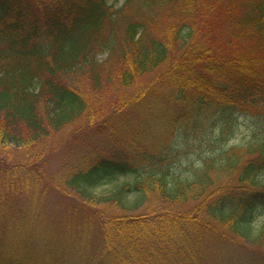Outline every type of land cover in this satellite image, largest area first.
Instances as JSON below:
<instances>
[{
    "label": "trees",
    "instance_id": "trees-1",
    "mask_svg": "<svg viewBox=\"0 0 264 264\" xmlns=\"http://www.w3.org/2000/svg\"><path fill=\"white\" fill-rule=\"evenodd\" d=\"M103 50L110 57L104 65L96 60ZM82 75L102 91L128 90L143 77L157 76V87L108 105L103 120L91 126L105 133L106 148L65 183L77 191V201L94 207L85 211V222L93 224L88 231L101 228L105 252L120 264H200L213 231L228 233L224 241L247 264H264V227L253 228L264 213V145L212 148L185 177L172 171L181 146L194 147L225 117L255 116L264 127V0H125L119 9L107 0H0L4 154H28L89 111L85 92L72 82ZM156 109L171 111L155 125L170 139L148 141L150 134L136 130L113 144L110 132L122 134ZM42 156L26 157L28 165L18 171L0 170V264H79L85 251L91 253L92 239L76 236L77 221L63 218L65 226L52 221L48 227L60 232L63 226L78 248H66L47 230L42 235H52L55 255L30 245L10 247L21 228L35 225L39 231L38 208L25 212L33 220L18 212L6 220L10 212L4 210L11 207L10 195L28 190L30 200L38 198L39 191L20 180L29 173L41 180ZM108 184L110 192L100 194ZM191 201L193 208L183 210ZM109 206L122 218L104 215Z\"/></svg>",
    "mask_w": 264,
    "mask_h": 264
},
{
    "label": "rangeland",
    "instance_id": "rangeland-1",
    "mask_svg": "<svg viewBox=\"0 0 264 264\" xmlns=\"http://www.w3.org/2000/svg\"><path fill=\"white\" fill-rule=\"evenodd\" d=\"M107 1L109 4H115L116 9L122 7L125 2V0ZM109 59L110 57H108V51L103 50L99 52L96 60L98 63H102V65H104L107 61H109ZM106 73L107 72L103 71V74ZM156 77L157 76L153 75L143 77L137 81L133 88L128 90L107 88L105 91L91 85L89 76L87 77L86 75H82L80 77H76V79H72V82L78 86L81 91L85 92L84 94L90 104L89 111L80 120L74 122L72 125L66 127L58 133H52L47 140L36 145L32 150H30V152H28V154L24 153L22 150L14 149V153L10 150V154L6 155L4 154V150L2 151L0 148V170L6 168L10 169V167H12L11 169L13 171H18L20 165L22 167H24V164L28 165L25 163L26 157L33 155V157L36 158V155L39 156V154L43 151L40 166L43 173L41 180L35 179V177L30 173L25 178L20 180V184H22V186H30L31 192L33 190L35 193L39 191L38 198L36 197L33 201L30 200L28 190L22 192L21 196L10 195L12 196L10 204L11 207H6L4 210L5 215H7V211L10 212V214L5 217L6 220L14 217L15 212H18L19 216L22 215V218L24 219L33 220L36 218L35 215H32V213L29 215L25 212L28 211V208L29 210L38 208L40 211L38 219L41 221H38L37 224V229L39 231L37 233L35 232V225L34 227L30 225L21 228L19 231L20 235L11 242V248L24 250L26 245H30L31 249H43L44 253L47 252L49 255L54 254L55 242H53L54 239L52 238V235H48L50 233L42 235V233H45L47 230L48 232L51 231L53 233L56 242L61 241L67 244L66 248L72 247L76 249L78 248V245L76 244L77 240L70 242L69 236L66 235V232L62 231L60 228H64L63 226H65L63 220L59 221V219L63 218L65 221L70 223L72 219H74L79 224L78 229L74 231L76 232V236L82 239L88 238V241L92 239V243L88 246V251H91V253L88 254L87 251H85L83 258L78 259L79 264H120L121 261L119 262L113 257V255L111 256L109 253L105 252V248L101 240V228L99 226H95L88 231L89 227L93 224L90 225L85 222L87 215L85 211H89V209L92 210L94 207L92 205L88 207L89 205L82 199H78L77 201V191L73 188H69L65 185V183L71 178L74 169L81 165H86V163L89 164V162L93 160V157L99 153L100 147L106 148L104 139L107 136L105 133H95L93 130L94 128L91 126H97L94 125V123L97 124L103 120L105 111L110 110L108 105L115 104L117 97L129 98L135 96L139 93V90H142L143 88L151 89L157 87V83L153 82ZM106 78L107 76L105 77V82L107 81ZM69 82H71V80H65V83L71 85ZM162 95L164 98L167 97L163 93ZM171 111H174V108ZM171 111L165 112L161 109H156L152 111V113H145L141 119L138 120V123H129V129L124 130L122 134H119L115 130L110 133L108 132L110 139L113 144H115V142L119 139L125 136L129 137L127 134L136 130L139 132V136H142V134L144 135L145 133L148 135L150 134V138L147 139L148 141L153 140L151 138L152 136L158 142L163 141V139H170L169 134L163 132L164 130L162 127L155 125L158 124L159 118L163 121L166 118V115ZM223 127L226 129L224 134L220 135L219 131ZM197 139L198 140L193 145L194 147H187L185 144L181 146L177 153L178 162L176 165H173L172 171L174 170L177 174L185 177L188 170H190L189 168L191 164H197L199 158L202 155H206L207 151L213 150L212 148L218 151L221 148H229L232 146H263L264 127L263 124L255 118V116L237 114L235 116L223 118L216 126L208 130L204 139L203 136ZM105 154L108 155L110 153L106 152ZM40 175L41 174H37L38 177ZM129 178H131V176H129ZM124 179L126 178H120V182ZM45 185H50L51 187L47 188L49 189L48 193L44 190V188H46ZM111 187L112 186L109 184L106 187L101 186L98 191L100 194H106L110 192ZM155 199H157L156 193L151 194L150 203L156 201ZM193 203L194 202L191 201L188 204H185L183 210L193 208ZM80 205L85 207H81ZM79 208L81 209L79 210ZM42 209L43 212H41ZM74 212L80 217L75 218L72 215ZM102 212L107 217H115L117 219L122 218L123 216V213L114 206L105 207L102 209ZM46 220H48V222ZM52 221L63 225L59 226L60 232H55L51 225L48 227V224H51ZM263 227L264 213L253 223V228L256 230H260ZM33 232L36 233L37 237H39L38 235L45 237L37 238L34 236ZM209 237L212 239L207 245V253H205L206 256L201 259L200 264H247L243 257H241L234 249L229 247L224 241V237L226 239L229 237L228 233L219 232L216 234L211 231V235H209ZM125 249L122 248L123 253L126 257H130V253ZM173 259H176L174 258V255ZM168 263H170L169 260Z\"/></svg>",
    "mask_w": 264,
    "mask_h": 264
}]
</instances>
